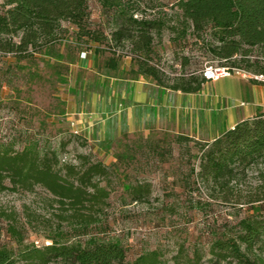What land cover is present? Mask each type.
I'll use <instances>...</instances> for the list:
<instances>
[{
    "label": "rangeland",
    "instance_id": "374dc122",
    "mask_svg": "<svg viewBox=\"0 0 264 264\" xmlns=\"http://www.w3.org/2000/svg\"><path fill=\"white\" fill-rule=\"evenodd\" d=\"M134 1L139 6L136 12L139 18H153L164 13L172 15L176 2ZM0 9L4 10L3 0H0ZM89 11V29L101 36L102 42L87 37L77 40V29L64 23L65 39L49 47L48 52L44 50L20 60L0 51V149L13 147L21 151L37 145L43 152H57L62 164L78 165L80 155L93 163L102 162L108 167L109 176L101 183L109 188L110 198L98 211L97 222L81 231L58 218L59 205L44 188L37 186L32 192L2 191L0 246L17 248L16 237L10 232V227H15L25 245H48L49 237L58 233L72 241L97 236L119 241L130 261L157 251L165 264H176L179 256L193 257L197 252L202 262L209 264V251L214 241L237 233L238 223L252 216L254 210L237 204L236 199L225 201L218 189L197 176L201 146L209 142L208 137L179 142V135L171 131L151 133L147 138L125 133L118 135L109 125L104 135L99 128L89 133L79 130L78 135L74 134L72 124L76 121L71 114L85 107L91 110L96 91L102 96L111 93L109 85L104 88V94L100 88L102 76L110 71L103 66L95 70L81 69L77 62L82 52L97 50L101 57L109 59L114 54L112 48L132 50L127 40L121 45L111 40L116 27L113 15L103 10L98 0L89 1ZM174 37L165 31L162 38H155L150 56L141 54L167 77L174 79L193 71L200 74L207 65L221 66L193 38L177 41ZM118 58L121 65H128L130 61L131 67L141 64L139 60ZM185 59L189 63L183 66ZM245 83L247 81L239 76H232L207 83L202 89L203 95L222 110V116L218 113L220 116L214 117L215 131L227 128L229 110L239 116L255 109L244 88ZM199 126L204 128L205 124ZM256 175L255 171L248 170L234 185L248 191L258 184ZM139 183H149L151 194L135 202L125 189L127 185Z\"/></svg>",
    "mask_w": 264,
    "mask_h": 264
},
{
    "label": "trees",
    "instance_id": "16d2710c",
    "mask_svg": "<svg viewBox=\"0 0 264 264\" xmlns=\"http://www.w3.org/2000/svg\"><path fill=\"white\" fill-rule=\"evenodd\" d=\"M89 1L3 0L0 51L20 60L48 52L49 47L65 39L64 23L77 29V40L87 37L102 42L101 36L89 29ZM98 2L113 15L116 27L111 40L117 45L127 40L133 51L150 56L155 38H162L169 31L175 36L173 40L191 37L202 44L221 66L264 76V0H176L172 15L164 13L153 18L136 17L139 6L134 0ZM119 59L113 54L108 64L116 67ZM139 62L140 73L174 91L197 93L207 82L198 71L171 79L156 64ZM188 63L185 59L182 65ZM189 139L178 137L179 142ZM78 159V165L62 164L57 152H43L37 145L21 151L3 147L0 192H32L35 187H42L58 203L61 221H68L81 231L88 229L97 222L98 211L110 198L109 188L101 183L109 176V169L83 155ZM248 170L256 172L258 184L248 191L239 190L234 182L245 177ZM197 176L218 189L225 201L236 199L237 204L254 210L252 216L238 223L237 233L214 241L208 263L264 264V113L238 123L213 142L202 145ZM125 190L133 201L139 202L151 194V185H127ZM10 232L18 246H0V264H165L157 251L130 261L119 241L97 236L72 241L58 233L49 237L50 244L36 246L25 245L15 227H10ZM176 260V264H206L197 252L193 257L179 256Z\"/></svg>",
    "mask_w": 264,
    "mask_h": 264
},
{
    "label": "crops",
    "instance_id": "0c3cea01",
    "mask_svg": "<svg viewBox=\"0 0 264 264\" xmlns=\"http://www.w3.org/2000/svg\"><path fill=\"white\" fill-rule=\"evenodd\" d=\"M131 63L130 61L129 64ZM77 64L84 70L105 67L110 74L102 76L100 88L103 90L102 94L108 85L111 91L110 95L106 93L104 96L96 91L91 110L85 107L79 113L71 114L78 131L89 133L99 128L104 135L106 126L109 125L118 135L125 133L128 136L142 135L147 138L151 133L171 131L196 140L206 136L208 143H211L238 123L255 118L257 112L264 113V84L256 80L251 82V78L240 77L247 81L244 88L255 109L236 116V113L226 107L229 110L226 115L229 124L225 130L215 131L214 117L222 110L203 95L202 89L207 83L218 80L207 81L197 93H183L159 86L151 77L140 73L139 66L131 67L127 63L121 65V59L116 67H112L108 64V59L101 57L97 50L89 53L86 58L81 56ZM200 123H204L205 127L200 125L199 128Z\"/></svg>",
    "mask_w": 264,
    "mask_h": 264
},
{
    "label": "built area",
    "instance_id": "2783aa9c",
    "mask_svg": "<svg viewBox=\"0 0 264 264\" xmlns=\"http://www.w3.org/2000/svg\"><path fill=\"white\" fill-rule=\"evenodd\" d=\"M111 51L117 56L122 57L130 60H139L142 62H147L152 64L148 59L143 57L140 53L135 52L128 48L123 47H116L112 48ZM92 50L88 51L85 50L82 52V56L86 58L89 53H91ZM158 67V66H157ZM159 68V67H158ZM200 74L207 80V81H216L219 80L222 77H230V76H239L242 78H251L256 81L264 82V76L262 75H253L244 69L241 68H235V67H228V66H213V65H207L204 69L200 71ZM244 105V103H242ZM72 127L74 129V134L78 135L79 131L76 129L75 123L72 124Z\"/></svg>",
    "mask_w": 264,
    "mask_h": 264
}]
</instances>
